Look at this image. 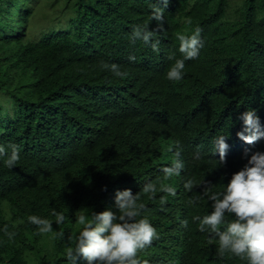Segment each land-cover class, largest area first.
I'll use <instances>...</instances> for the list:
<instances>
[{
    "label": "trees",
    "instance_id": "obj_1",
    "mask_svg": "<svg viewBox=\"0 0 264 264\" xmlns=\"http://www.w3.org/2000/svg\"><path fill=\"white\" fill-rule=\"evenodd\" d=\"M154 4L164 6L163 0H0V143L21 148L12 167L0 163V228L15 233L0 231V264H67L69 237L82 227L75 215L113 207L115 190L124 188L144 205L136 218L147 216L156 228L139 259L246 264L221 254L195 227L192 216L210 211L207 197L195 207L187 198L202 193V180L220 190L246 162V148L264 150V137L248 144L236 135L248 107L264 125V0H168L163 19L149 22L158 52L130 39ZM43 16L51 21L36 31ZM197 25L199 55L185 61L181 80L166 79L182 55L177 34ZM103 61L125 74L114 75ZM220 133L228 134L223 164L213 144ZM177 147L185 167L165 177L161 166ZM188 178L196 181L191 192L184 188ZM149 182L155 191L142 192ZM53 209L65 214L62 223ZM30 213L52 220L53 230L37 232Z\"/></svg>",
    "mask_w": 264,
    "mask_h": 264
},
{
    "label": "clouds",
    "instance_id": "obj_2",
    "mask_svg": "<svg viewBox=\"0 0 264 264\" xmlns=\"http://www.w3.org/2000/svg\"><path fill=\"white\" fill-rule=\"evenodd\" d=\"M167 3L168 0H163V7L152 5L148 20L132 26L130 39L133 43L141 40L150 44L154 51H159V39L155 37V29L149 28V22L163 19ZM187 22L191 23V20ZM161 27L157 25V28ZM200 33L201 29L197 25L188 34H177L178 51L182 55L168 66L166 79L179 81L184 77L185 61L197 57L203 47ZM128 59L135 60L136 57L130 53ZM101 63L103 68L109 69L116 76L125 74L116 63ZM239 118L242 120V128L236 132L237 137L248 144L264 137V125L255 108H246L239 114ZM227 135L220 133L213 137L214 152L219 153L218 164H223L226 159ZM176 143L179 144V141ZM20 151V146L15 142L0 143V163L12 167L20 159ZM180 151L177 147L172 162L161 166L165 177L179 175L185 167ZM193 156L197 160L202 158L199 150ZM243 156L246 162L239 170L231 173L226 183L222 182L220 190L211 191L212 183L202 180V193L189 196L187 203L195 207L202 196L210 201V211L203 215H193L191 219L197 230L208 233L209 239L218 243L221 254L235 255L245 260L246 264H264V150L246 148ZM195 183L193 178L186 179L185 190L191 192ZM163 188L172 194L176 192V188L170 184L163 185ZM155 189L156 185L149 182L144 185L142 192ZM113 199L114 206L111 208L75 215L82 227L74 237H69V241L74 240V243H70L65 252L67 264H149L147 260L139 259L137 253L147 248L157 233L147 216L136 218L139 209L144 207L139 203V193H133L130 188L116 189ZM53 215L56 224L65 219L61 211L53 209ZM27 219L36 225L39 233L53 230V221L47 217L30 213ZM181 224L187 226L188 220L182 219ZM0 231H4L9 238L15 235L7 231V225L0 228Z\"/></svg>",
    "mask_w": 264,
    "mask_h": 264
},
{
    "label": "rangeland",
    "instance_id": "obj_3",
    "mask_svg": "<svg viewBox=\"0 0 264 264\" xmlns=\"http://www.w3.org/2000/svg\"><path fill=\"white\" fill-rule=\"evenodd\" d=\"M49 21H51L50 19H45V17H40L38 19V21L35 23V28H36V31L39 30V28H42V27H45L48 25Z\"/></svg>",
    "mask_w": 264,
    "mask_h": 264
}]
</instances>
